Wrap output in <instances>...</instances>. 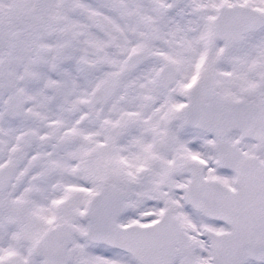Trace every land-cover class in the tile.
<instances>
[{
  "label": "snow or ice",
  "instance_id": "6c2138e0",
  "mask_svg": "<svg viewBox=\"0 0 264 264\" xmlns=\"http://www.w3.org/2000/svg\"><path fill=\"white\" fill-rule=\"evenodd\" d=\"M0 264H264V0H0Z\"/></svg>",
  "mask_w": 264,
  "mask_h": 264
}]
</instances>
